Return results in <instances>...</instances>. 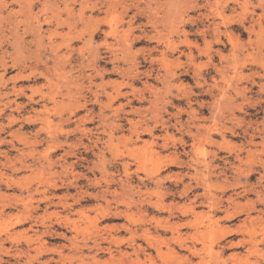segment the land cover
Wrapping results in <instances>:
<instances>
[{"label":"rangeland","instance_id":"1","mask_svg":"<svg viewBox=\"0 0 264 264\" xmlns=\"http://www.w3.org/2000/svg\"><path fill=\"white\" fill-rule=\"evenodd\" d=\"M85 1L49 0L48 3V0H23V2L22 0H0V97L2 98V102H0V134L8 140L14 139L19 148L25 149L24 152L22 150L18 151L17 149H12L10 156L13 162L11 160L10 163H8L0 154V160L4 159L3 162H6L3 163L5 166L0 163V168L3 173H5L3 177L0 174V193H2L0 194V210L7 212V214L12 213V215H14L13 213H17L13 216L16 217L21 213L22 215L26 214V211L29 210L34 211L32 207L38 205L39 202H43L47 193L50 196L54 195L47 192L49 187L47 184H52L53 179L50 176L49 172L51 171L48 169L49 167L43 157L49 145L47 140L50 127H48V125L45 126V124L42 123L41 120L43 117H41V114L38 116L37 113L43 110V105L47 103L49 108H54V103L50 101L48 97V100L44 101L41 90L46 94H48L47 92L50 90H53V94L58 97V100L65 99L67 101V97L64 96L66 98H63L59 92L62 91L65 93L68 88H72L75 92H78V89L83 86L84 88L82 87V91L80 90L83 94L78 93L77 96L87 94L89 100H94L90 91L86 88L90 83L89 79L85 77V75L87 76L90 73L95 74V71L89 66L93 64L91 62L94 61V54L99 52L98 58L101 59V61L98 64V68L103 69L106 73L108 72L104 80H102L100 76H96L94 81L97 84H101L103 81L105 83L112 82L110 83L111 85H107V89L111 90L113 80L118 82L119 80H124L123 74L120 72L121 70L114 67L115 65L113 64L111 57L116 53L119 54L120 57H123L122 54L124 51H128V49L131 48L129 50L131 57L128 56L126 61L120 59L121 62L119 61L118 63L120 68H128L132 60L137 56L136 62L139 64L138 71L140 73L136 78L135 87L137 94L139 96L143 95L142 97L146 96L147 99L140 101L137 97L134 98L133 95L130 94V97L135 101L131 104L132 106H129L127 104V98L121 97L118 101H115L113 108L120 107L119 105L124 103L127 105H125V110H120L114 115L112 114L114 113L113 110H106L107 108H105L104 114H106V118H104V116L102 118V115L100 114L102 113L100 104L89 102L88 109L94 110L95 115L93 114V116L96 119L93 122L88 123L87 126L89 128H94L96 133H101V136L104 138L102 142H99L100 148L95 146L94 148H90L91 154L88 156V160L91 163H84L85 165H82V167L79 166L77 171L87 173L93 178L96 175L97 178L104 183L102 174L99 170L94 174L93 172H89L86 168L90 165H96L94 163L100 164L101 160H104L106 157L109 173L113 174L117 181L114 182L112 187L114 190L118 187L117 184L120 182L119 177H122L121 166H118L119 168L115 166V163L117 162L115 157L116 153L118 154V148L120 149V153L121 151L125 153L127 152L128 155L125 154V156H129L128 159L130 161L133 160L132 162H137L136 164H133V170H138V174H141L140 176L142 178L145 177L146 179L149 178L151 172L156 170L157 165L160 162L169 159L170 157H175L176 155H179L181 160L186 162H189L190 160L195 165L207 160L208 163L211 164L210 167H204L202 169L206 170V175L209 177L206 190L212 195L214 194V198L211 200L212 202L198 208V212L201 214H199L200 218L195 219L191 217L196 220V222H201L200 227L203 232L200 231V228L199 230L195 228V231H193L194 229L185 230L186 232L191 231L192 234L195 232L193 235L190 234L189 240H192L193 236L200 238L198 245L206 246L205 250L207 252L204 251V255L200 257L203 260L197 258L195 262H198L199 264H244V262L245 264H264V242L262 243V240H264L262 239L264 238V213L261 214L263 217L261 218L262 220H257V223L254 222L255 225H253V223L247 226V224H244L243 222L246 217L245 214H247L245 209L248 208V206H251V203L255 202L258 210L263 208L262 202L264 201V194L261 195V202L257 200L255 193H251L246 198L237 196L236 199L240 203L236 201V204H228V201L226 200L229 195H234V197H236V194L234 193V186L235 183H237L236 178H241L242 183L246 184L247 182L246 170H248V165L241 164V166L239 161L235 160V156L241 153L244 157L247 150L245 148L252 146L253 149H258L255 152L256 160L264 157V0H120L121 2L119 0H88L89 2L87 1L86 3ZM28 3L29 5H26ZM45 5L47 6L45 7ZM39 24L42 26H39ZM106 39L109 45L105 43ZM130 44L131 47H129ZM107 46L109 47L106 48ZM103 47L105 48V51ZM122 50H124L123 53L121 52ZM110 51H112L113 54H110ZM164 52L167 55L166 58H170L168 62L167 59H161L163 57L162 53ZM22 56L24 58H22ZM56 64H60V66ZM61 64L64 65L61 67ZM29 65H35L38 67V71H35L34 73L32 72L33 74L28 68L24 71V76L30 75V79H24L23 77L18 79L14 78L19 70H22L25 66L29 67ZM63 68L64 71L62 70ZM72 68L74 69L71 70ZM44 69L46 71H44ZM112 69L114 70L112 71ZM48 70L52 73V77L56 81H54V83H56L54 84L55 87H49L47 84V78L44 72L46 73ZM147 70L150 71L151 75L146 72ZM58 72L64 73L61 76ZM65 72L67 75H64ZM51 73L48 74L51 75ZM167 74L169 75L167 76ZM80 75H82L83 79ZM64 77L67 79H64ZM125 79L129 80L128 78ZM58 81L63 82H59L60 84H58ZM67 81L70 83V86H68L69 83ZM146 81L148 82L144 84ZM80 82L81 85L76 86V84ZM82 82L84 83L82 84ZM14 84L17 85V89L19 88L17 92L13 89ZM66 86L68 87L66 88ZM95 87L94 89H96ZM20 89L24 90L25 93L21 92ZM32 89H37V91L33 92ZM99 90H101V88H99ZM126 90H129V88H126L125 91ZM33 93H35V100L32 101L29 99V95ZM8 97L10 100L14 101L13 108H8V106L5 105V102L9 100ZM102 100L104 103H107L108 99L103 95ZM18 106H20V108L16 110L15 108H18ZM130 108L135 111L132 112ZM12 109L14 114L20 117L21 120L18 121L14 127L8 129L6 128L8 125L7 117ZM128 111L131 115H129ZM86 112V109H81L78 115L71 116L68 123L64 122L66 129L74 130L77 126L78 119L86 114ZM68 114L69 112L66 113V117H68ZM52 115V119H56L54 120V127L52 126V129H55L61 123V120L57 116H54V114ZM126 116L135 121L139 120L141 116H144L152 126L155 125L156 134L159 136V139H157L159 140V145L163 143L162 137L164 136V129H166V126H169L168 130L170 138L168 149L162 150L156 145L148 144L149 146H145L141 143L140 147L142 149L136 152L137 156L134 159L129 153L131 143L127 140H130L132 136L130 135V124L126 119ZM112 117H114V119ZM24 118L30 119L27 121L24 120ZM116 121H118V123ZM23 123L25 126L20 128ZM100 123H104V126H101ZM117 124L124 126L121 128L123 131H114V137L116 140L112 142L110 148H106L107 146L103 144V142L107 140L108 135H106V133L102 134L103 127L110 131V128L114 126L116 127ZM96 126H98L100 130ZM4 127L6 128L5 130L2 129ZM15 129L20 130L19 132L21 133L15 132ZM37 129L39 135L37 134ZM187 130H189V133ZM11 132H15L16 136H11ZM79 136L80 133L78 132L77 134V132H75L70 136L68 141L65 137H62V147L64 148L60 147L57 149L54 153V159L57 160L62 154H64L65 149L71 150L72 147L66 145L68 142L76 141V145L71 143H69V145L71 144L73 148L75 146L72 151H77L76 153L79 154L80 151L83 152L85 150V146L94 144L92 143L93 140L90 141L88 137H84V142L82 141L84 145H80V147V143H78ZM207 136H209V138ZM143 138L146 141L151 139L148 135ZM24 139L29 142L27 143L28 146L22 141ZM35 139H37L36 143ZM174 139L175 141L173 142L175 146L172 144V140ZM32 140L34 142H32ZM123 140L125 142H121ZM38 142L41 143L38 144ZM116 144H118L117 149L114 150L113 148H116ZM172 145L173 147H171ZM242 147H244V150ZM5 149H11V147L5 144L2 146V150ZM101 149L104 153V158L103 155H100V157L93 154L96 151L99 152ZM172 152H176L177 154L175 153L176 155H173ZM139 154L142 156L140 157ZM31 155H34V157ZM35 157L36 159L40 157L39 163L38 159L36 160ZM227 158L228 162L225 160ZM18 159H20L21 162ZM144 159H146V161ZM14 160L17 162H14ZM68 160H70L69 162H72L75 161L76 158L73 155H70ZM22 161H26L27 166H23ZM111 161V164H115V167L109 163ZM7 164H11V167L13 168L15 167V170L20 166L21 168H18L17 171H15L14 169L9 168ZM13 164L15 166H13ZM254 166L256 171L249 182H251L250 184L257 186L261 165L258 163ZM56 168L61 171V167L58 163L54 165L53 170ZM187 171L186 168H180L175 165L164 170L162 176H166L170 173H185ZM147 172H150L149 175ZM191 172H195V170L191 169ZM209 174H211V176ZM8 177L9 180L11 179L9 183L6 182ZM139 178L140 177L137 178V176H135L134 179H132V185H134V187L137 186V188L139 187L138 189L136 188L137 190L142 189L141 194H143V196L147 193L149 198L153 197L151 200L158 204L160 202L158 201L160 199V188L154 184L138 186ZM187 181H189V179ZM82 185H87V181H83ZM99 189L100 186H96L91 187L89 190L96 193ZM136 189L135 191H137ZM237 191L239 192L241 189H238ZM42 192L44 193L42 194ZM197 192H203V189H199ZM3 194L4 196L1 197ZM55 194L56 197H54V200L57 202L55 205L53 204L49 206L47 212L46 205L41 203V207L37 210V215L40 216L39 223L34 225V229L30 228L31 224L28 223L16 228H12L9 225L7 226V223H0V238L8 239L5 245L7 248L13 250L12 254L16 249L18 251V249L27 248V243L29 242L35 245V242H33L32 239L36 238V230H44L42 224L49 225L56 223L58 220H62V217L65 218L66 210L61 203H58L60 202L59 196H62L64 197V202L67 200L68 203L74 204L75 207L74 214H71L72 219L70 220L71 225L75 227V229H73L72 233H69L68 235L69 237H75V240L77 239L76 242H84L88 241V239L90 240V238L96 237L99 230L106 225L122 224L128 221L127 223L132 227L134 226L133 228H136L139 231V234H143L142 228H149L150 234L148 236L153 238V245L155 246L154 248H151L152 250H148V252L154 255L150 260L143 252H139L138 255H135L134 251H132L127 243L131 238V234L127 231L118 232L116 238L118 237V240L126 242L124 249L132 253L134 259L137 261L139 260L143 264H148V262H150L149 264H188L187 262L184 263V261L180 260L176 250H173L172 246L177 247L176 241L178 239L172 236V233L170 232L166 234L162 232V218L164 215L166 216V214H163V212L158 209L149 212L134 209L131 211L130 221L126 219H104L103 208H105V206H98L97 201H84L82 204H75L74 195L77 194L76 189L70 188V190H68V187L65 184L55 191ZM137 194L138 193H136L135 196L136 199L139 198ZM154 197L158 199L156 200ZM169 200L170 203L175 202L178 204H182L185 201L181 198ZM169 200L167 202H169ZM222 200L223 205L225 206L221 205L222 210L216 212V209H214L211 204H213L214 201L220 202ZM101 202L103 203L104 201ZM246 203L248 206L244 205ZM87 206L88 208L85 212L75 213L81 208ZM239 206L240 209L237 210ZM227 210H237L239 213L232 220L223 221ZM257 213V211H252V214L255 216H258ZM143 218L148 219V221ZM220 219L221 221L219 222L218 220ZM143 225H145V227H143ZM226 225L230 229H234V227L235 229L224 240L221 239L223 240L221 245H224L229 241L239 242L245 237V239H248L250 242L258 243L260 247L258 253L250 256L249 259L245 261L242 257L248 252H246L243 247H232L222 251L218 241L222 235V228L227 227ZM216 228L220 230L217 231ZM63 231L64 229L59 230V232ZM215 235L217 237H215ZM43 236L48 248L56 249L57 247L62 246L64 251L62 256L58 255L56 252L52 253L50 251L46 257L42 258L48 260L49 258L54 257L56 260H59L58 263L52 262L51 264L92 263L91 260H85V262H83L77 258H73L71 255L72 251L69 249L70 246H68L70 243L64 237L58 235ZM10 237L12 238L10 239ZM160 237L163 238L161 239ZM139 242L145 246L147 245V242L144 239H139ZM157 247L158 249H156ZM159 247H162V249ZM156 252L159 253L158 255L160 256H158ZM31 253L32 255H41V253H37L34 250H32ZM85 253L88 256L89 250L86 249ZM15 254L18 256L20 253L18 251V253ZM235 255L237 256L235 257ZM101 256L103 259L108 257L107 254H101ZM232 256L233 258H231ZM238 256L239 259L236 260ZM5 258L12 263L16 262L15 258L12 256H6ZM42 259L39 262L35 261L34 264H41V261H44ZM195 262L194 264H196Z\"/></svg>","mask_w":264,"mask_h":264},{"label":"bare ground","instance_id":"2","mask_svg":"<svg viewBox=\"0 0 264 264\" xmlns=\"http://www.w3.org/2000/svg\"><path fill=\"white\" fill-rule=\"evenodd\" d=\"M21 1V0H20ZM85 1V0H83ZM88 0L85 1V3L87 2ZM120 1V0H119ZM23 2V0H22ZM25 2V1H24ZM82 2V1H80ZM89 2V1H88ZM121 2V1H120ZM27 3V2H26ZM48 3H49V0H48ZM84 3V2H83ZM84 3V4H85ZM23 4V3H22ZM25 4V3H24ZM45 4V2H44ZM116 4V3H114ZM26 5H29L26 4ZM47 5H45L46 7ZM51 6V5H50ZM44 8V7H43ZM49 9V8H48ZM22 10V9H21ZM27 10V9H26ZM32 10V9H31ZM120 11V10H119ZM19 12V11H18ZM23 12V11H21ZM30 12V11H29ZM41 12V11H40ZM47 12V11H46ZM70 13V12H69ZM214 14V13H213ZM27 15V14H26ZM32 17V16H31ZM61 18V17H60ZM2 19V18H1ZM130 19V18H129ZM5 21V20H4ZM164 21V20H163ZM29 22V21H28ZM178 22V21H177ZM41 23V22H40ZM70 23V22H69ZM150 23V22H149ZM175 24V23H174ZM179 24V23H178ZM38 25V24H37ZM176 25V24H175ZM39 26H42L41 24H39ZM38 27V26H37ZM41 29V27H40ZM17 30V29H16ZM38 30V29H37ZM18 31V30H17ZM71 31V30H70ZM14 32V31H12ZM17 35V33H16ZM230 35V34H229ZM22 37V36H21ZM19 38V37H18ZM137 38V37H136ZM14 39V38H13ZM16 39V38H15ZM67 39V38H65ZM64 39V40H65ZM90 39H93V38H90ZM89 39V40H90ZM104 40V39H103ZM37 41V40H36ZM107 42V39L105 40ZM17 42V41H16ZM19 42V41H18ZM91 43V42H90ZM20 44V43H19ZM18 44V46H19ZM92 45V44H91ZM106 45V44H105ZM109 45V44H108ZM133 45V44H132ZM94 46V45H93ZM126 46V45H125ZM109 46H107L106 48H108ZM112 47V46H111ZM131 47V44L130 46ZM14 48V47H13ZM73 48V47H72ZM96 48V47H95ZM104 48V47H103ZM20 49V48H19ZM18 49V50H19ZM39 49V48H38ZM91 49V48H90ZM126 49V48H124ZM131 49V48H130ZM130 49H128V51H124L122 50L121 52L124 53L122 54L123 57L119 56V54H113L112 51H110V54L112 53L113 56L111 57V60L113 62V64L115 65L114 67L117 68L118 70H121V74H123V77H124V80H119L118 81H115L113 80V86L111 88V90H108L107 89V85H111L110 83L112 82H108V83H105L104 81L101 83V84H97L94 79L96 78V76H100V78H102V80H104L105 76L108 74V72L106 73L103 69H99L98 68V64L100 63L101 59L98 58L99 56V52H97L96 54H92V56L94 57V61L91 62L93 63L92 65H89L91 66L94 71H95V74L93 73H90L89 75H85V77H87L89 79V83L90 85L86 88H88V90L90 91L91 95L93 96V99L92 100H89V97L86 95H82L83 93L81 92L82 91V87L81 86L79 89H78V92H75L72 88H68L67 91L64 93V92H59L63 98H66L67 97V101L65 99H62V100H58L56 97L55 94H53V90H49L52 91V92H47L48 94H46L45 92H43V90L39 89L42 91V98L44 99V101L50 99V101H52L54 103V108H49L48 107V103L47 104H44V109L37 112L38 113V116L41 114V117L42 118V123L46 125H48V127H50V130L48 131V147L45 151V155L43 156L44 157V160L46 162V164L48 165V169L51 171L49 172L50 173V176L52 177V184H47V186L49 185L48 187V190L47 192H50L52 194H54L53 196H50L48 195V193L46 194L47 196H43L44 197V200L43 202H39L38 205H36L35 207H32L34 209V211L32 210H29V211H26V214H23L22 213L16 217H13L14 215H16L15 213H13L14 215L11 214H7V212H4V211H1L0 210V223H7V226H11L12 228H16L18 226H21V225H25V224H31L30 228H33L34 229V225L39 223V219H40V216L37 215V210L41 207V203H44L47 207L46 209V212L48 211V207L51 206V205H55L56 202H55V198L56 197V194H55V191H57L58 189L61 188V186L63 185H67L68 187V190H70V188H74L77 190V196L74 195V199H75V204H82V202L84 201H97L98 203V206H102L104 205L105 208H103L104 210V213H103V217L104 219H126V220H129L130 221V215H131V211H133L134 209H137V210H140V211H146V212H149V211H153L154 209H158L159 211L163 212V214L165 213L166 216L164 215V217L162 218V224H161V230L163 233H172V236H174L175 238H177L178 240L176 241V246L177 247H173V250H176V253H178L179 255V258L180 260L187 262L188 264H194L195 260L197 258H200L204 255V251L205 250V247L206 246H199L198 243L200 242V238H196L193 236V239L192 240H189L190 239V232H186L185 230H193L195 231V228L197 230H199L200 228V231H201V227H200V224L201 222H196V220H194L193 218L195 219H198L200 218L199 216V212H198V208L204 206L205 204L209 203V202H212L211 200L214 198V194L212 195L210 192H208L206 190V187L208 185V178L206 173L205 172L206 170L205 169H202V168H209L211 164L208 163V161L206 162H202V163H198L197 165L193 164L190 160L189 162H186V161H183L180 159L179 155L177 156L174 152L173 155H176L175 157H170L169 155V159H165L164 161L160 162L158 165H157V168L155 171L153 172H149L150 173V176L148 179H146L145 177L142 178L140 175L141 174H138V170H133V164L135 162H132L128 159L129 156H125L128 155L127 152H122L120 153V149L118 148V154L116 153V165L115 164H111V162H109L111 165H115L116 167L118 166H121L122 168V177H119L120 178V182L118 185L117 188H115L113 190V185H114V182H117L116 181V178H114V175L113 174H110L109 173V169H108V165H107V161H106V157L103 155L104 153L102 152V149L99 151V152H92L93 154L97 155V156H100V155H103V158L105 157V159L101 160L100 164H97V163H94L96 165H90V166H87V170L89 172H93L94 174H96L95 172L96 171H100L101 174H102V177H103V180H104V183L102 182V180L98 179L97 176L95 175V177L93 178L92 176H89L87 173H83V172H79L77 171V168L79 166L82 167V165L84 166L86 164H89V160H88V156L91 154V150L90 148H94L95 147H99V142L103 140V136H101V133H96V130L94 128H89L87 126L88 123H91L93 122L96 118L93 116L94 114V110L93 109H88V105L90 104L89 102H92L93 104L96 103V104H100V108H101V111L102 113H100L102 115V118L106 114H104V110L105 108H107L106 110L108 109H111L113 110L114 115H116L120 110L124 111L125 109V105L126 104H121L119 105L120 107H116V108H113V105L115 103V101H118L121 97H126L127 98V104L130 106L135 100L130 97V94L133 95L134 98H138L140 101H143L145 99H147L146 96L142 97L143 95L139 96L137 94V91H136V87H135V82H136V78L137 76L139 75V71H138V63L136 62V57L132 60V62L130 63V65L128 66V68L126 69H123V67L120 68V65H119V61L120 59H123L124 61H126L127 57H131L130 56ZM92 50V49H91ZM94 50V49H93ZM144 50V49H143ZM142 50V51H143ZM70 51V50H69ZM95 51V50H94ZM104 51H105V48H104ZM114 51V50H113ZM117 51V50H116ZM18 52V51H17ZM16 52V54H17ZM83 52V51H82ZM21 53V52H20ZM23 53V52H22ZM30 53V52H29ZM134 53V52H133ZM24 54V53H23ZM21 55V54H20ZM37 55V54H36ZM39 55V54H38ZM163 57L161 58L162 60H166L167 59V62L170 58H166V53H162ZM222 55V54H221ZM26 56V55H25ZM30 56V55H29ZM51 56V54H50ZM81 56V55H80ZM86 56V55H85ZM31 57V56H30ZM29 57V58H30ZM55 57V56H54ZM83 57V56H81ZM87 57V56H86ZM3 58V57H2ZM21 58V57H20ZM22 58H24L22 56ZM56 58V57H55ZM84 58V57H83ZM96 58V59H95ZM152 58V57H151ZM36 59V58H35ZM57 59V58H56ZM62 59V58H61ZM71 59V58H70ZM19 60V59H18ZM59 60V59H58ZM82 60V59H81ZM153 60V59H152ZM66 61V60H65ZM103 61V60H102ZM161 61V60H160ZM45 62V61H44ZM56 62V61H55ZM121 62V61H120ZM13 63V62H12ZM80 63V62H79ZM78 63V64H79ZM87 63V62H86ZM118 63V64H117ZM164 64V63H163ZM19 65V64H18ZM58 65V64H56ZM64 65V64H63ZM61 64V67L63 66ZM81 65V64H80ZM88 65H87V68H88ZM118 65V66H116ZM17 66V65H16ZM54 66V65H53ZM60 66V64L58 65ZM73 66V65H72ZM71 66V67H72ZM57 67V66H55ZM85 67V65H84ZM163 67V66H162ZM28 69L31 70V73L35 72V71H38V67L35 66V65H29L28 66H25L23 67L22 70H19L18 71V74L14 77L15 79H18V78H24V79H30V75L28 76H24V71H26ZM58 68V67H57ZM41 69V68H40ZM43 69V68H42ZM74 68H72L71 70H73ZM78 69V68H77ZM85 69V68H84ZM90 69V67H89ZM56 70H59V69H56ZM64 71V68L62 69ZM108 70V69H107ZM106 70V71H107ZM114 69H112L113 71ZM44 71H46L44 69ZM83 71V69H82ZM29 72V71H28ZM119 72V73H120ZM148 72L149 75L150 74V71H146ZM194 72H197V71H194ZM32 73V74H33ZM48 73H51L49 72H44V74H46V80H47V84L49 85V87H53L54 84V78L52 77V73L51 75L48 74ZM60 73V72H58ZM64 72L60 73V75L62 76ZM115 73V72H114ZM118 73V71H117ZM172 73V72H171ZM55 74V73H54ZM77 74V73H76ZM82 74V73H81ZM120 74V75H121ZM41 75V74H40ZM59 75V76H60ZM64 75H67V73L65 72ZM127 77H126V76ZM148 75V76H149ZM157 75V73H156ZM169 74H167L168 76ZM55 76V75H54ZM82 77V75H80ZM163 76V75H162ZM227 76V75H226ZM160 77V76H159ZM158 77V78H159ZM60 78V77H59ZM66 77H64L65 79ZM72 78V77H71ZM76 78V77H75ZM125 78H128L129 80H126ZM163 78V77H162ZM67 79V78H66ZM83 79V77H82ZM86 79V78H85ZM2 80V79H1ZM63 80V79H62ZM74 80V79H73ZM72 80V81H73ZM163 80V79H162ZM170 80V79H169ZM9 81V80H8ZM84 81V80H83ZM56 82V81H55ZM61 82L63 81H58V84H60ZM68 82V81H67ZM79 82V80H78ZM148 81L144 82V84H146ZM162 82V81H161ZM165 82V80H164ZM170 82V81H168ZM176 82V81H175ZM69 83V82H68ZM72 83V82H71ZM84 82H82L83 84ZM167 83V81H166ZM5 84V82H4ZM46 84V85H47ZM63 84V83H62ZM61 84V85H62ZM73 84V83H72ZM88 84V83H87ZM149 84V83H148ZM77 85H81V82L80 83H77ZM27 86V85H26ZM60 86V85H59ZM63 86V85H62ZM70 86V83L69 85ZM66 86V88L68 87ZM96 86V87H95ZM55 87V86H54ZM94 87L96 89H94ZM168 87V86H167ZM26 88V87H24ZM84 88V87H83ZM99 88H101V90H99ZM110 88V87H109ZM126 88H129V90H126ZM13 89L14 91L17 92V85L14 84L13 86ZM43 89V88H42ZM21 90V89H20ZM33 92H36L37 89H32ZM55 90V89H54ZM81 90V91H80ZM167 90V89H166ZM244 91V90H243ZM21 92L25 93L24 90H21ZM139 92V91H138ZM191 92V91H190ZM78 93H82L81 96H77ZM27 94V93H26ZM34 94H31L29 95V99L30 100H35L34 99ZM151 94V93H150ZM181 94V93H180ZM185 94V93H184ZM7 95V94H5ZM58 95V94H57ZM103 95L106 96V98L108 99L107 100V103H104V101L102 100V97ZM186 95V94H185ZM66 96V97H64ZM5 97V96H4ZM48 97V99H47ZM9 98V97H8ZM15 98V97H14ZM13 98V99H14ZM159 98V97H158ZM60 99V98H59ZM142 99V100H141ZM203 101V100H202ZM0 102H2V98L0 97ZM13 100H9L7 102H5V105L8 106V108H11L13 105ZM17 103V102H16ZM37 103V102H36ZM172 103V102H171ZM230 103V102H229ZM25 105V104H24ZM127 106V105H126ZM132 106V105H131ZM164 107V106H162ZM161 107V108H162ZM166 107V106H165ZM13 108V107H12ZM15 108V107H14ZM20 106H18V108H15L16 110L19 109ZM134 108V107H133ZM153 108V107H152ZM81 109H86L87 112L86 114H84L83 116H81L79 119H78V122H77V126L76 128L73 130H67L65 125H64V122L65 123H68V121L70 120L71 116H75V115H78L80 113V110ZM132 112H134L135 110H132V108H130ZM148 109V108H147ZM178 109V108H177ZM216 109V108H215ZM149 110V109H148ZM183 110V109H182ZM130 111V112H131ZM138 111V110H137ZM194 111V110H193ZM69 112L68 114V117H66V113ZM168 112V111H167ZM54 114V116H57L60 120H61V123L54 129H52V126L54 125V120L56 119H52V114ZM129 113V111H128ZM126 113V114H128ZM137 113V112H136ZM146 113V112H145ZM144 113V114H145ZM43 114V116H42ZM191 114V113H190ZM95 115V114H94ZM96 115H99V114H96ZM109 115V114H108ZM129 115H131L129 113ZM180 115V114H179ZM37 116V117H38ZM113 116V115H111ZM148 116V115H147ZM24 117V116H23ZM108 117V116H107ZM215 117V116H214ZM8 125L6 128L8 129H11L12 127H14V125L20 121V117L16 116L14 114V111L13 109L11 110V112L8 114ZM40 118V117H39ZM78 118V117H77ZM110 118V117H109ZM114 119V117H112ZM117 118V116H116ZM125 118V117H124ZM149 118V117H148ZM30 119V118H29ZM29 119L27 118H24V120H27L29 121ZM112 119V120H113ZM118 119V118H117ZM120 119V118H119ZM126 119L129 121V124H130V135L132 136V138H128L130 140H127L131 143V149L129 151V153L134 157L137 156L136 152L139 151L140 149H142L140 147V144L143 143L145 146H149L148 144H152V145H156L157 147H160V149L162 150H167L168 147H169V126H166V129H164V136L162 137L163 139V143L161 145H159V136H157L156 134V126H152L150 124L149 121H147V119L144 117V116H141L139 120L135 121L133 120L132 118L126 116ZM73 120V119H72ZM76 120V119H75ZM121 120V119H120ZM111 121V120H110ZM36 122V120H35ZM118 123V121H116ZM177 122V121H176ZM181 122V121H180ZM25 123V122H24ZM24 123L21 125L20 128H22L24 125ZM63 123V124H62ZM71 123V122H69ZM110 123V122H109ZM101 124V123H100ZM112 124V123H110ZM167 124V123H166ZM188 124V123H187ZM104 126V123L101 124V126ZM164 125H165V122H164ZM168 125V124H167ZM6 126V125H5ZM99 126V125H98ZM98 126H96L98 128ZM107 126V125H106ZM109 126V125H108ZM197 126V125H195ZM208 126V125H207ZM2 127V126H1ZM54 127V126H53ZM122 125L120 124H117V126L115 127H111L110 128V131L107 130L105 127H103V130H102V134H105L108 135L107 137V140H105L103 142V144H105L107 147L106 148H110L111 144L113 141H115V137H114V131H120L123 129H121ZM225 127V126H224ZM5 127L2 128V129H6ZM109 128V127H108ZM190 128V127H188ZM99 129V128H98ZM191 129V128H190ZM189 129V130H190ZM199 129V128H198ZM208 129V128H207ZM100 130V129H99ZM98 130V132H99ZM187 130V132L189 131ZM200 130V129H199ZM20 130H16L15 129V132L17 133H21L19 132ZM38 131V129H37ZM193 131V130H192ZM9 132V131H8ZM15 132H11V136L15 137ZM78 132L80 133V136H79V146L80 145H84L83 144V139L84 137H88L90 139V141H92V143H94L92 146L89 144L87 146H85V150L82 152L80 151V154L79 153H76V152H73L72 150L75 148H73V146L71 144H75L76 145V141L74 140L73 142H68L66 143L69 139H70V136L75 133ZM2 133V132H1ZM37 133V132H35ZM189 133V132H188ZM195 133V132H193ZM200 133V132H199ZM25 134V133H24ZM39 135V131L37 133ZM37 135V136H38ZM150 136V140L149 141H146L143 137L144 136ZM194 135V134H193ZM197 135V134H196ZM203 135V134H202ZM207 135V134H206ZM36 136V135H35ZM78 136V135H77ZM129 136V135H128ZM135 138H134V137ZM27 137V136H26ZM62 137H65V139H67V141L65 142L67 146L69 147H72L71 150L70 149H65V153L62 154L57 160L54 159V153L57 151V149H59L60 147H62V141H61V138ZM95 137V138H94ZM197 137V136H196ZM209 138V136H207ZM21 138V137H20ZM37 138V137H36ZM43 138V137H42ZM78 138V137H77ZM86 138V139H88ZM106 138V137H105ZM175 138V136H174ZM193 138V137H192ZM17 139V138H15ZM38 139V138H37ZM35 139V143H36V140ZM76 139V137H75ZM134 139V140H133ZM172 139V138H171ZM195 139V137H194ZM18 140V139H17ZM34 140V139H33ZM32 140V142H34ZM126 140V139H125ZM184 140V139H183ZM24 142V144L27 145V142L25 139L22 140ZM30 141V140H29ZM83 141V142H82ZM161 141V140H160ZM174 140H172V144H174ZM177 141V140H176ZM42 142V141H41ZM40 142V143H41ZM121 142H125L124 140L121 141ZM186 142V141H185ZM184 142V143H185ZM38 142V144H40ZM45 143V142H44ZM69 143H71L69 145ZM91 143V142H90ZM9 145L11 147V149H5V150H2V146L3 145ZM31 145V144H30ZM34 145V144H32ZM104 145V146H105ZM117 145L116 144V148H113L114 150L117 149ZM120 145V144H119ZM143 145V146H144ZM151 145V146H152ZM185 145V144H184ZM64 146V145H63ZM128 146V145H127ZM175 146V144H174ZM195 146V145H194ZM68 147V148H69ZM81 147V146H80ZM84 147V146H83ZM113 147V145H112ZM173 147V145L171 146ZM177 147V145H176ZM64 148V147H62ZM66 148V147H65ZM128 148V147H127ZM130 148V147H129ZM153 148V147H152ZM175 148V147H174ZM244 147H242L243 149ZM12 149H17L18 151L22 150L23 152L25 151V149H21L17 146V143L14 141V139H10L8 140L6 137H2V135L0 134V154L3 156L4 159H6V161L8 163L11 162V156H10V153H11V150ZM29 149V148H28ZM31 149V148H30ZM148 149V148H147ZM247 149L246 150V155L243 157L242 154H237L235 156V160H238L240 165L242 164H247L248 165V170H246L247 172V182L246 184L245 183H242L241 181V178H236V181L237 183H235V186H234V193L236 194V197H234V195H229V197H227V203L229 204H236V201H237V196H241L243 198H246L248 197L251 193H255L256 194V197H257V200H261L262 196L264 194V157L260 158L259 160H256L257 158L255 157V152L256 150L258 149H253L252 146L248 147V148H245ZM33 150V149H31ZM157 150V149H156ZM173 150V149H172ZM244 150V149H243ZM93 151V149H92ZM113 151V150H112ZM117 151V150H116ZM142 151V150H141ZM158 151V150H157ZM161 151V150H160ZM28 152V151H27ZM145 152V151H144ZM169 152V151H168ZM178 152V151H177ZM241 152V151H240ZM36 153V152H35ZM34 153V154H35ZM171 153V152H170ZM239 153V152H238ZM21 154L23 155V153L21 152ZM33 154V152H32ZM148 154V153H147ZM150 154V152H149ZM161 154V153H160ZM168 154V153H167ZM259 154V153H258ZM28 155V154H26ZM41 155V154H39ZM70 155H73L76 160L75 161H72V162H69L70 160H68L69 156ZM140 157L142 156L141 154H139ZM151 155V154H150ZM154 155V154H153ZM152 155V156H153ZM172 155V156H173ZM34 157V155H31ZM132 156H130L131 158H133ZM155 156V155H154ZM162 156V155H161ZM259 156V155H258ZM16 157V156H15ZM14 157V158H15ZM38 157V156H37ZM101 157V156H100ZM163 157V156H162ZM179 157V158H178ZM22 158V157H21ZM119 158V159H118ZM153 158V157H152ZM155 158L157 159V157L155 156ZM160 158V157H159ZM229 158V157H228ZM228 158L225 159L227 160L228 162ZM3 159V160H4ZM16 159V158H15ZM24 159V158H23ZM32 159V158H31ZM34 159V158H33ZM36 159V157H35ZM38 159V163H39V158ZM36 159V160H37ZM114 159V160H115ZM137 159V158H136ZM143 159V158H142ZM149 159V158H147ZM180 159V160H179ZM222 159V158H221ZM3 160H0V163H4ZM20 161V159H18ZM25 160V159H24ZM100 160V159H99ZM119 160V161H118ZM146 161V159H144ZM163 160V158H162ZM196 160V159H195ZM198 160V159H197ZM224 160V159H223ZM43 161V160H42ZM110 161V160H109ZM143 161V160H142ZM200 161V160H199ZM13 162V160H12ZM14 162H17L16 160H14ZM21 162V161H20ZM33 162V161H32ZM36 162V161H35ZM41 162V161H40ZM210 162V161H209ZM6 163V162H5ZM58 163L61 167V171L57 170V168L55 170H53L54 168V165ZM91 163V162H90ZM137 163V162H136ZM135 163V164H136ZM153 163V162H152ZM261 165V170L259 171L260 172V175H259V178H258V182H257V186L256 185H252L250 184L251 181V177H253L254 175V172L256 171V168H255V164H258ZM141 164V163H140ZM202 164V165H201ZM224 164V163H223ZM4 165V164H3ZM21 165V164H20ZM22 165L23 166H27L26 165V161H22ZM37 165V164H36ZM39 165V164H38ZM45 165V164H44ZM149 165V164H148ZM178 166L180 168H186L188 171L185 172V173H182V172H179V173H170L166 176H162V172L164 170H167L169 169V167L171 166ZM241 165V166H242ZM5 166V165H4ZM7 166H9V168L11 169H14L13 167H11V164H7ZM13 166H15L13 164ZM40 166V165H39ZM43 166V164H42ZM114 166V167H115ZM203 166V167H202ZM143 167V166H141ZM212 167V166H211ZM18 168H21L18 167ZM17 168V169H18ZM119 168V167H118ZM219 168V167H218ZM17 169L15 171H17ZM24 169V168H23ZM142 169V168H140ZM154 169V168H153ZM172 169V168H171ZM191 169H194L195 172H191ZM216 169V168H215ZM236 169V168H235ZM258 169V168H257ZM119 170V169H118ZM151 170V169H150ZM223 170V169H222ZM19 171V170H18ZM209 171V170H208ZM212 171V170H211ZM226 171V170H225ZM224 171V172H225ZM144 172V171H143ZM146 172V170H145ZM223 172V171H222ZM242 172V171H241ZM148 173V172H147ZM148 173V175H149ZM212 173V172H211ZM215 173V172H214ZM220 173V172H219ZM218 173V174H219ZM244 173V172H242ZM0 174L2 175V177L4 176L5 173H3V171L1 170L0 168ZM216 174V173H215ZM214 174V175H215ZM147 175V174H146ZM147 175V177H148ZM211 176V174H209ZM213 175V174H212ZM101 176V175H100ZM137 176L140 177L139 178V184L138 186L140 185H144V186H148L149 184H154L155 186L159 187L160 188V192H159V200L160 201L158 204L154 203L151 199L152 198H149V195L147 196V193L145 194V196H143V194H141V190H137V186L134 187V185H132V179H134V177ZM199 176V177H198ZM1 177V178H2ZM50 177V178H51ZM49 178V179H50ZM224 178V177H222ZM189 179V181H187ZM6 180V179H5ZM11 180V179H10ZM9 180V177L7 178V181L6 182H10ZM210 180V179H209ZM49 181V180H48ZM60 181H61V184H60ZM83 181H87V185H82V182ZM227 181V180H226ZM16 182V181H15ZM219 182V181H218ZM224 182H225V179H224ZM229 182V181H228ZM232 182V181H231ZM1 183V182H0ZM227 183V182H226ZM233 183V184H234ZM86 184V183H85ZM116 184V183H115ZM8 185V184H7ZM116 185V186H117ZM225 185H228V184H225ZM223 185V186H225ZM96 186H100V189L94 193V192H91L89 189L91 187H96ZM212 186V185H211ZM10 187V186H9ZM229 187V186H228ZM37 188V187H36ZM63 188V187H62ZM66 188V187H65ZM137 188V189H136ZM158 188V189H159ZM135 189L137 191H135ZM147 189V188H146ZM199 189H203V192H197ZM240 190L241 191H237V190ZM40 190V189H39ZM41 191V190H40ZM1 192V191H0ZM158 192V191H157ZM44 192H42L43 194ZM136 193L140 194L137 196H139L138 199L135 198L136 196ZM143 193V192H142ZM2 194V193H0ZM71 194V193H70ZM216 195V194H215ZM224 195V194H223ZM3 195H1V197H3ZM64 196V195H63ZM151 196V195H150ZM60 198V202L58 203H61L62 206H64L65 210H66V216L65 218L62 217V220H58L56 223H52V224H42L44 226V230L42 231H39V230H36L35 231V237L34 239H32L33 242H35V245L34 244H31L30 242L27 243V248H23V249H18L19 251V255L17 256L15 253H18L17 249L15 250V252L12 254V249L10 248H7L5 243L6 241L8 240L7 238L6 239H3V238H0V264H34L35 261H40L42 258L46 257L48 255V253H50V251L53 253V252H56L58 253V255L62 256L64 251L62 249V246L61 247H57L56 249H51V248H48L47 247V243H46V240L44 238L43 235H49V236H54V235H58V236H61V237H64L66 240L69 241V249L72 251V256L73 258H77L83 262H85V260H91L92 263L89 262V264H143L142 262H140L139 260L137 261L136 259H134L133 257V254L130 253L129 251L125 250L124 249V246H125V243L126 242H123L122 240H118L116 238V235L118 232H121V231H127L131 234V238L127 241L129 247L132 249V251H134V254L138 255L139 252H143L146 257H148V259H152V257L154 255H152V253L148 252V250H152L151 248H154L155 246L153 245L154 241H153V238L149 237L148 235L150 234L149 233V228H142V231H143V234H139V231L136 229V228H133L132 226H130L127 222H124L122 224H113V225H106L104 226L102 229L99 230L98 232V235L94 238H90V240L88 239V241H84V242H76L77 239L75 240V237H69V233H72V230L75 229V227H73L71 225V219H72V216L71 214L73 213L74 214V204H70L67 202V200H65L66 202L63 201V198L62 196H59ZM66 197V196H65ZM73 198V196H72ZM155 198V197H154ZM177 198H181V199H184L185 201L182 203V204H178V203H175V202H171L170 203V200H176ZM218 198V197H217ZM216 198V199H217ZM222 198V197H221ZM58 199V200H59ZM67 199V197H66ZM156 199V198H155ZM154 199V200H155ZM158 199V198H157ZM156 199V200H157ZM223 199V198H222ZM24 200V199H22ZM21 200V201H22ZM169 200V202H167ZM249 200V199H248ZM253 200V199H252ZM101 201H104L103 203ZM238 203H240L239 201H237ZM254 202V201H253ZM261 202V201H260ZM237 203V204H238ZM248 203V202H247ZM244 204L246 206H248V204ZM250 203V201H249ZM258 203V201H257ZM242 204V203H241ZM214 209H216L215 211L216 212H220L222 210V206H225L223 205V200L220 201V202H215L213 204H211ZM222 205V206H221ZM243 205V207H244ZM262 205H263V208L259 209L258 210V207L257 205L254 203H251V206H248V208H244L246 211H247V214L246 217L244 218L243 222L244 224H247V226L249 224H253L254 222H256L257 220H260L261 218L263 217L261 216V214L264 213V201L262 202ZM33 206V205H32ZM96 206V205H95ZM208 206V205H207ZM230 206V205H229ZM242 206V205H240ZM240 206L237 208V210L240 209ZM88 208L87 207H84V208H81L80 210H78L77 212L75 213H80V212H85L86 209ZM100 208V207H98ZM229 208V207H228ZM102 209V208H101ZM100 209V210H101ZM210 209V208H209ZM233 209V207H232ZM232 211V210H227L226 211V216L225 218L223 219V221H229V220H232L233 218H235V216L239 213V211ZM243 210V209H242ZM202 211V210H201ZM204 211V210H203ZM252 211H257L258 213V216H255L254 214H252ZM65 212V211H64ZM205 212V211H204ZM246 213V212H245ZM133 214V213H132ZM201 215V214H200ZM214 215V214H213ZM64 216V215H63ZM135 216V215H134ZM144 216V215H143ZM206 216V215H205ZM210 216V215H209ZM145 217V216H144ZM193 217V218H191ZM203 217V216H202ZM211 217V216H210ZM209 217V218H210ZM133 218V217H132ZM215 218V216H214ZM217 218V217H216ZM222 218V217H221ZM58 219V218H57ZM145 220L148 221V219L146 218H143ZM142 219V220H143ZM151 219V218H150ZM149 219V220H150ZM193 219V220H192ZM203 219V218H202ZM215 220V219H214ZM217 220V219H216ZM262 220V219H261ZM260 220V221H261ZM140 221V220H139ZM219 222L221 221L218 220ZM217 221V222H218ZM146 222V221H145ZM151 222V221H150ZM258 222V221H257ZM256 222V223H257ZM131 223V222H130ZM149 223V222H148ZM155 223V222H154ZM222 223V222H221ZM135 224V223H134ZM151 224V223H150ZM132 225V224H131ZM139 225V224H138ZM152 225V224H151ZM156 225V224H155ZM160 225V224H159ZM225 225V224H224ZM255 225V223L253 224ZM142 226V225H141ZM148 226V225H147ZM227 226V225H226ZM143 227H145V225H143ZM156 228V227H155ZM205 228V227H204ZM209 228V226H208ZM232 228V227H231ZM239 228V227H238ZM244 228V227H243ZM242 228V229H243ZM60 229H64L63 232H59ZM217 231L220 230L218 228H216ZM235 229V227H234ZM234 229H230L228 226L227 227H224L222 228V235L220 236L219 238V241H218V244L220 245V249L222 251H225L227 250L228 248H232V247H243L246 252L245 256L242 257L243 260H248L250 256L252 255H255L256 253H258V251L260 250V247L258 245V243H255V242H250L248 241V239L246 240L245 237L244 239L240 240L239 242H227L225 243L224 245H221L222 241L229 235L231 234ZM203 230V229H202ZM245 230V229H244ZM241 231V230H240ZM28 232V231H27ZM74 232V231H73ZM141 232V231H140ZM203 232V231H201ZM158 233V231H157ZM195 232H193L194 234ZM8 234V233H7ZM11 234V233H10ZM9 234V235H10ZM13 234V232H12ZM11 234V236H12ZM16 234V233H15ZM192 234V235H193ZM203 234V233H202ZM216 234V233H215ZM153 235V234H151ZM197 235V234H196ZM217 235V234H216ZM215 235V237H217ZM160 236V235H159ZM171 236V237H172ZM14 237V236H13ZM155 237V236H153ZM198 237V236H197ZM250 237V236H249ZM9 238V237H8ZM12 237H10L11 239ZM161 238V237H160ZM163 238V237H162ZM161 238V239H162ZM247 238V237H246ZM139 239H144L146 240L147 242V245H143L142 243L139 242ZM166 239V238H165ZM204 239V237H203ZM223 239V240H221ZM264 239V238H262ZM13 240V239H12ZM82 240V239H81ZM160 240V239H159ZM171 240V238H170ZM162 241V240H160ZM159 241V242H160ZM165 241V240H164ZM264 242V240H262V243ZM144 243V242H143ZM163 243V242H162ZM174 243V242H173ZM204 243V242H203ZM171 244V242H170ZM169 244V245H170ZM205 244V243H204ZM156 245V244H155ZM167 245V244H166ZM168 245V246H169ZM174 245V244H173ZM65 246V245H64ZM162 246V245H161ZM208 246V245H207ZM222 246V247H221ZM66 247V246H65ZM162 249V247H159ZM170 248V247H169ZM89 250V254L88 256L86 255L85 253V250ZM158 249V247L156 248ZM219 249V250H220ZM34 250L36 251L37 253H41V255L37 254V255H32L31 251ZM183 251V253H182ZM221 251V252H222ZM207 252V251H206ZM220 252V251H219ZM219 252H218V255H219ZM157 253V252H156ZM209 253V252H208ZM223 253V252H222ZM242 253V252H241ZM44 254V255H43ZM101 254H104V255H108V257L105 259L102 258ZM159 253H157L158 255ZM206 254V253H205ZM240 255V254H239ZM243 255V254H242ZM8 256H12L15 258L16 262L15 263H12L10 262V260L6 259L5 257ZM141 256V255H139ZM138 256V257H139ZM160 256V255H158ZM223 256V255H222ZM237 255H235L236 257ZM104 257V256H103ZM64 258V256H63ZM136 258V256H135ZM143 258H144V255H143ZM155 258V257H154ZM153 258V259H154ZM157 258V256H156ZM233 258V256L231 257ZM176 259V258H175ZM202 259V258H200ZM199 259V260H200ZM239 259V256L236 258V260ZM44 260V259H42ZM148 260V261H149ZM203 260V259H202ZM156 261V260H155ZM234 261V260H233ZM52 262H55V263H58L59 260L55 259L54 257L53 258H49L48 260H44V261H41V264H51ZM225 262V261H224ZM235 262V261H234ZM237 262V261H236ZM82 263V262H81ZM147 263V261H146ZM150 262H148L149 264ZM196 264H199L198 262H195ZM241 263V261H240ZM155 264V263H153ZM157 264V263H156ZM213 264V263H212ZM236 264V263H235ZM245 264V262H244Z\"/></svg>","mask_w":264,"mask_h":264}]
</instances>
